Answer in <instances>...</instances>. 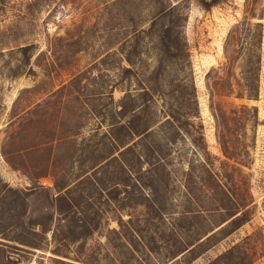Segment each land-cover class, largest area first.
Here are the masks:
<instances>
[{
    "label": "rangeland",
    "instance_id": "rangeland-1",
    "mask_svg": "<svg viewBox=\"0 0 264 264\" xmlns=\"http://www.w3.org/2000/svg\"><path fill=\"white\" fill-rule=\"evenodd\" d=\"M203 1L210 6L199 0H0V231L23 236L24 210L27 216L49 212L37 195L28 196L25 207L23 192L56 193V184L73 182L114 149L111 125L129 120L128 113L117 112L124 96L125 107L140 112L137 129L149 127L153 135L147 141L160 146L153 165L162 164L152 185L148 166L127 154V171L141 168L138 183L130 181L129 187L115 185L128 175L117 163L98 168L103 196L94 197L96 189L86 181L79 207L86 224L97 225L92 234L76 242H56L36 227L27 242L3 241L0 235V264H6L5 256L19 264H111L108 237L120 244L126 264H163V245L177 242V236L168 238L159 221L139 225L146 239L151 228L158 242L155 252L139 244L131 254L110 233L118 229L115 218L142 220L144 207L137 203L160 176L172 215L180 216L183 204L193 210L177 223V233L195 239L216 218L204 188L205 168L236 202L250 194V219L209 248L164 261L219 264L218 255L240 244L246 261L264 264V0ZM249 74L258 84L257 98H238ZM151 87L149 98L143 91ZM242 105L257 109L256 121L247 111L227 120L221 140L232 145L228 158L214 114L220 109L229 115ZM118 135L126 138L127 132ZM186 192L196 199L186 200ZM79 232L67 228L69 237Z\"/></svg>",
    "mask_w": 264,
    "mask_h": 264
},
{
    "label": "trees",
    "instance_id": "trees-1",
    "mask_svg": "<svg viewBox=\"0 0 264 264\" xmlns=\"http://www.w3.org/2000/svg\"><path fill=\"white\" fill-rule=\"evenodd\" d=\"M201 5L204 7H208L209 2H204L203 0H199ZM214 1L215 0H210ZM257 31L256 34L260 38L261 29L260 24L256 23ZM124 73H130L129 68H123ZM257 68H251V73L255 75ZM254 77V76H253ZM250 78V74L248 76L249 80L241 86V90L237 94L238 98H246V99H256L258 94V84H254L252 82V78ZM155 88H146L143 92L149 98H152ZM125 96L122 98L120 109L117 111L120 116H125L127 113L129 114V120L126 124L116 123L112 124L109 133L112 140H114L115 147L107 154L102 156L95 164L91 165L88 170L82 174H80L73 182L67 184H56V193H53L51 189L48 188H34L27 192H23V197L20 198L21 202L23 201V205H28L27 197L31 195H37V198H40L42 201H45L49 206V212H45L43 210H38L33 213L31 216H27L28 212H23V217H26L25 220H21L22 224H25V228L20 230L23 233V236H8L6 234L5 229L0 231V235H2L3 241L9 242H27L24 238L27 237V233L33 231L36 228L39 229L42 235L47 233L51 234V239L56 242H76L80 239H84L93 231L96 230L97 225L90 227L86 224V220L83 215L79 211L80 202L84 197L83 186L86 181H91L95 187V191H93V195L95 196H103V189L101 188L102 184L97 179L96 173L97 169L102 166H107L113 162L117 163L123 172L127 175V179L122 182H117L115 185H122L124 187H129L130 181L132 184L138 183V176L141 173L140 167L134 168L127 171L126 156L127 154H133L135 158H137L139 165L141 162H144L148 166L147 173L149 175L151 184L153 185L156 180V176L158 173L159 166L162 165L157 163L153 165L152 158L158 159L159 156V144L156 141L150 139V142L147 141L146 138H150L152 134V130L149 127L143 128V130H138V126L136 125V121L140 117V112L135 111L136 107L127 109L123 103ZM247 112H251L249 115L251 118L256 121V112L257 109L255 107H250L242 105L238 108H231L229 110L230 114L227 115L224 111L220 109L216 110L215 117L217 122L222 123L223 129L219 132L218 137L220 138V145L224 153H226V157L230 158L231 156L227 153L229 147L232 145L227 140H221V137H225L224 135V125H226L227 120H231V118L239 117L237 112H242L243 115ZM241 115L242 118L245 116ZM172 120L175 119V116L170 114ZM248 117V115L246 116ZM220 120V121H219ZM126 131L127 137L122 138L123 136H119V132ZM118 132V133H117ZM135 138H137L135 140ZM225 139V138H224ZM144 140V142L140 145V141ZM228 155V156H227ZM98 166V167H97ZM92 170L90 174H87L89 170ZM206 178L208 181L205 184L204 188L207 193V199L209 203L212 205L209 208L214 214L212 223L209 225V228L204 230L201 234H198L193 240H186L184 235H180L177 233L176 225L181 219L189 218L192 215V211L190 210V206L188 204H183L181 209L183 210L180 216H173L170 207L172 206L168 201V197L165 193H160V190L164 189L163 185V177L158 178L156 184L151 189L150 193L141 199L137 204H142L144 207V212L142 214V220L138 221L136 218H128L127 220H123L122 216H118L115 218L118 229L110 230V233L115 234L117 238L122 240L121 245L125 247V249L129 250V252L135 253L139 249V244H142V247L148 252H152L154 250V245L156 244V235L151 228H147L149 231L148 239L141 234L142 226H151L154 225L155 221H159L162 224L164 230H166L168 234V238L177 236L175 239L177 242H167L166 245H163L161 251H163V264L167 260H172L179 256L180 254H184L185 252H190L195 250L196 247H211L215 245L217 242L221 241L235 230L240 228L243 224H245L250 219V211L248 210L249 204L251 203L250 194L247 193L246 198L243 202L238 203L233 199L232 192L225 187L220 180L216 177L211 170L205 168ZM191 171H189L188 175H191ZM159 175V174H158ZM93 178L91 180L90 178ZM203 180L200 179V184H203ZM160 187L156 188V185ZM117 187V186H116ZM203 186L201 185V188ZM116 194L118 195L120 192L117 188H114ZM128 189V188H127ZM10 192H15L18 194L17 189H10ZM186 200L189 199V192H186ZM191 199H196L195 194L193 196L190 195ZM1 204V203H0ZM44 217V220L42 218ZM97 221H101L100 215L97 216ZM76 227L80 229L79 234L69 237L67 234V228ZM145 226V227H146ZM34 232V231H33ZM37 233V232H35ZM163 233V232H162ZM164 235V234H163ZM144 240V242L142 241ZM118 243V242H117ZM23 244V243H20ZM120 244H115L110 237L106 239L105 246L107 247V253L112 254V258L110 259L111 264H115V259H119L117 264H126L125 256L120 251ZM35 247V246H33ZM4 248L0 246V252L4 251ZM240 250V244H234L229 247L226 251L218 255L215 259L216 262H220L219 264H251L249 260L246 261L245 255ZM116 254V257H115ZM4 255V254H3ZM240 255L244 256V260L240 261ZM6 264H19L20 261L15 259L12 256H5ZM238 258V260H237ZM124 259V261H123ZM165 260V261H164ZM167 262H165L166 264ZM109 264V263H105Z\"/></svg>",
    "mask_w": 264,
    "mask_h": 264
}]
</instances>
